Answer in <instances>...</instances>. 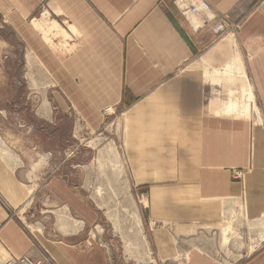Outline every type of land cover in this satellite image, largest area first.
I'll return each instance as SVG.
<instances>
[{
	"label": "crops",
	"instance_id": "crops-1",
	"mask_svg": "<svg viewBox=\"0 0 264 264\" xmlns=\"http://www.w3.org/2000/svg\"><path fill=\"white\" fill-rule=\"evenodd\" d=\"M178 1L0 0V32L19 39L25 66L51 86L52 110L44 105L36 113L48 123V140L62 132L53 124L58 115L86 136L122 122L125 161L148 193L150 239L161 262L224 264L213 255L220 251L227 264H264V0H182L184 9ZM200 1L242 26L245 68L262 109L254 128L220 114L219 85L206 72L216 79L235 54L216 41V21L204 26L192 13ZM237 169L245 170L243 180L234 179ZM66 178L55 174L47 187L48 199L68 216L54 225L48 217L31 222V191L0 156V264L27 254L55 264H110L97 244L77 248L69 217L86 225L94 212ZM223 223L224 238L201 232Z\"/></svg>",
	"mask_w": 264,
	"mask_h": 264
},
{
	"label": "rangeland",
	"instance_id": "rangeland-1",
	"mask_svg": "<svg viewBox=\"0 0 264 264\" xmlns=\"http://www.w3.org/2000/svg\"><path fill=\"white\" fill-rule=\"evenodd\" d=\"M186 4L187 2L183 5ZM234 25L235 28L218 41L220 43L224 39L222 42L232 46L235 54L233 59L218 72L215 71L216 79L207 72L206 76L208 81L219 85L220 114L248 119L254 128L260 123L262 109L245 68V58L249 60L250 56L245 57L242 50L239 38L242 26ZM24 57L25 51L19 39L11 31L2 30L0 32V156L5 161H12L13 167L31 191L27 203L31 222L48 217L50 225H54L58 219L68 216L66 209L53 203V199H48L47 184L55 174H61L69 180L67 184L86 195L94 212V219L86 225L79 222L78 218H74L73 221L72 217H69L70 225H75L74 233L80 242L77 245L79 250H89L97 244L106 252L110 264L174 263L161 262L153 249L149 230L151 219L149 220L146 214L149 206L148 193L132 181L129 161H125L122 122L109 121L100 134L86 136L78 129L74 131L73 120L68 121L58 115L53 124L59 125L62 132L55 137L56 139L48 140L46 134L48 123L42 116H36V113L44 105H47L49 111L52 110L51 86L46 84V76L41 71L36 70L35 67L29 69L25 66ZM237 57L241 60L245 78L243 74L239 76L237 68H227ZM240 88L251 92L253 96L250 102L243 92L239 93ZM236 97L241 104L240 113L234 111ZM40 126H43V129ZM72 126L73 129L69 134ZM20 161L32 162L30 165H21ZM77 165L78 167H75ZM76 217L79 216L76 214ZM60 224L65 225L68 222ZM160 226L163 224L155 223L154 228ZM226 226L228 223H223L218 229H206L201 232L213 236L221 234L224 238ZM257 226L259 224L255 225ZM206 249L211 250L212 247L206 246ZM253 250L254 247L251 251ZM242 254L245 255L244 257L247 256L245 251ZM213 255L221 263L227 264L224 262L226 257L222 252L213 251ZM181 258L182 256H178L175 262Z\"/></svg>",
	"mask_w": 264,
	"mask_h": 264
},
{
	"label": "built area",
	"instance_id": "built-area-1",
	"mask_svg": "<svg viewBox=\"0 0 264 264\" xmlns=\"http://www.w3.org/2000/svg\"><path fill=\"white\" fill-rule=\"evenodd\" d=\"M39 1L40 3H44L46 0ZM191 11L193 14H201L204 26L208 25L210 21H216L211 30L217 42L235 28L234 23L230 21L227 15L213 14L210 5L205 1H200L199 4L193 5ZM208 13L209 16H207ZM112 113V108H107L104 111L105 115H111ZM244 175L245 170L237 169L233 171V177L236 180H243ZM6 264H55V262L50 257L35 259L27 254L19 258L12 257L6 262Z\"/></svg>",
	"mask_w": 264,
	"mask_h": 264
},
{
	"label": "bare ground",
	"instance_id": "bare-ground-1",
	"mask_svg": "<svg viewBox=\"0 0 264 264\" xmlns=\"http://www.w3.org/2000/svg\"><path fill=\"white\" fill-rule=\"evenodd\" d=\"M178 6L182 9L183 8V3H182V0H179L178 1ZM188 10V9H187ZM188 12H190V11H188ZM188 15V18L191 20V22H193L195 25H196V18H195V16L193 15V14H191V13H188L187 14ZM224 40V39H223ZM222 40V41H223ZM221 41V42H222ZM242 63H241V60L239 59V57H237V58H235L234 59V61H232L228 66H227V68L229 69H236V71H238L239 72V76H242L241 74H243L242 72ZM216 72H218V71H216ZM243 77L245 78V75L243 74ZM243 77L241 78L242 79V81H241V84H242V87L244 86V79H243ZM241 92H243L244 93V95H245V97L247 96V98L249 99V102L251 101L250 99L252 98V94H251V92L248 90V89H245V88H240L239 89V93H241ZM247 98H245V99H247ZM234 102H235V104H234V111L236 112V113H240L241 111H242V108H241V104L239 103V100H237V97L235 98V100H234ZM246 107H247V104H246ZM247 109V108H246Z\"/></svg>",
	"mask_w": 264,
	"mask_h": 264
}]
</instances>
